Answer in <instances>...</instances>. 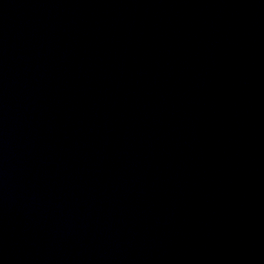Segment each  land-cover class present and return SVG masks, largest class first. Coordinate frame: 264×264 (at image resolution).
<instances>
[{
    "label": "water",
    "instance_id": "95a60500",
    "mask_svg": "<svg viewBox=\"0 0 264 264\" xmlns=\"http://www.w3.org/2000/svg\"><path fill=\"white\" fill-rule=\"evenodd\" d=\"M0 264H264V0H0Z\"/></svg>",
    "mask_w": 264,
    "mask_h": 264
}]
</instances>
